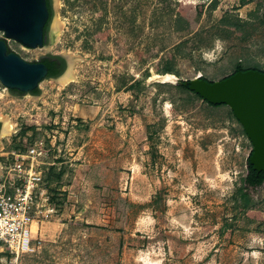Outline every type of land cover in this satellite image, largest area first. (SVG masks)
<instances>
[{
    "label": "rangeland",
    "instance_id": "1",
    "mask_svg": "<svg viewBox=\"0 0 264 264\" xmlns=\"http://www.w3.org/2000/svg\"><path fill=\"white\" fill-rule=\"evenodd\" d=\"M51 5V48L6 45L27 62L75 58L74 79L36 95L0 84V163L43 142L63 171L47 184L56 213L34 224V252L0 264H264V183L240 199L251 144L227 106L176 87L238 63L264 72V0Z\"/></svg>",
    "mask_w": 264,
    "mask_h": 264
},
{
    "label": "water",
    "instance_id": "2",
    "mask_svg": "<svg viewBox=\"0 0 264 264\" xmlns=\"http://www.w3.org/2000/svg\"><path fill=\"white\" fill-rule=\"evenodd\" d=\"M49 21L46 0H0V84L7 90L29 94L47 79V68L39 62H27L8 50L6 40L27 49H39L45 42L44 27ZM57 32L49 31L48 47L55 43ZM65 70L54 81L71 75L75 58L60 55ZM190 92L213 106H227L242 127L252 147L249 163L256 172H264V73L238 71L216 82L200 77L183 81ZM3 127V126H2ZM0 127V132L2 131Z\"/></svg>",
    "mask_w": 264,
    "mask_h": 264
},
{
    "label": "built area",
    "instance_id": "3",
    "mask_svg": "<svg viewBox=\"0 0 264 264\" xmlns=\"http://www.w3.org/2000/svg\"><path fill=\"white\" fill-rule=\"evenodd\" d=\"M49 150L35 141L24 152L12 151L0 163V253L16 262L36 250L33 226L56 213L45 175Z\"/></svg>",
    "mask_w": 264,
    "mask_h": 264
},
{
    "label": "trees",
    "instance_id": "4",
    "mask_svg": "<svg viewBox=\"0 0 264 264\" xmlns=\"http://www.w3.org/2000/svg\"><path fill=\"white\" fill-rule=\"evenodd\" d=\"M46 5H47V9H48V11H49V21H50V19H51V17H52V5H51V0H46ZM195 8H198V10H197V14L200 15V14H201V11H202V8H203V5H197ZM262 18H263V21H264V10H263ZM49 21H48V22H49ZM47 25H48V23H47ZM47 25H46V26H47ZM59 57H60V56H59ZM59 57H58V58H59ZM59 59H60V58H59ZM45 65H46V67H47V69H48V77H53V78H54V77H57V76L60 75V72L57 73V72L54 70V67H53V65H52L50 62H47V61H46V62H45ZM248 70H256V71L263 72V71H261V70H259V69H257V68H244L240 63H238V64L235 66L234 71L232 72V74H230L229 76L235 74V73L238 72V71H248ZM163 73H164V74H172V70H171L170 67H165V68L163 69ZM263 73H264V72H263ZM229 76H226V77H224L223 79H226V78L229 77ZM200 78H201V79H204V80H206V81H209V80L205 79L204 77H200ZM210 82H212V81H210ZM138 84H139V82H135L134 85L131 86V88H133L134 86H136V85H138ZM176 87H177L178 89L182 90V91H186V92H188L189 94L193 95L195 98L199 99L200 101H202L204 104H206V105L209 106V107H212V108H219V107L223 106V105L213 106V105L208 104L207 102L203 101V100H202L197 94H195V93H193V92H190V91L188 90V88L185 87V86L183 85V82H182V81H180V82L176 85ZM230 113H231V116L234 118V116H233V114H232L231 111H230ZM237 123H238V122H237ZM238 124H239V123H238ZM32 129H33L32 127H31V128H24V129L22 130L21 134L24 136V135L26 134V131H27V130H32ZM241 132H242L243 135H245V133H244L242 127H241ZM245 136H246V135H245ZM14 148H15V150H19V151H21V152H24V149H20L19 147H14ZM251 154H252V150H250V152H249V154H248V156H247V159H246L247 173H246V176H245V178H244L243 188L240 189V199H241V202H243L245 205L248 204L249 200H248V195H247L246 193H244L243 190H244V189H251V190H254V189H256V188L261 187V186L263 185V183H264V172H259V173H258V172H256V171H254L253 168H252V166H251L250 163H249V158H250ZM62 175H63V171H60L59 173H55V171H54V167H49V168H48V172H47L46 175H45V178H46V181L49 183V182L52 181V180L58 181V180L61 178ZM51 201L53 202L54 200L51 198ZM2 254H3V253H0V255H2ZM6 254L8 255V253H6Z\"/></svg>",
    "mask_w": 264,
    "mask_h": 264
},
{
    "label": "flooded vegetation",
    "instance_id": "5",
    "mask_svg": "<svg viewBox=\"0 0 264 264\" xmlns=\"http://www.w3.org/2000/svg\"><path fill=\"white\" fill-rule=\"evenodd\" d=\"M47 25V24H46ZM47 26L44 27V37H45V42L43 44V47H48V42H49V32L47 30ZM20 45V44H19ZM22 46V45H20ZM23 47V46H22ZM42 47V48H43ZM25 48V47H24ZM27 49V48H26ZM41 49V48H39ZM9 50V49H8ZM29 50H32V49H29ZM10 51V50H9ZM59 55H55L53 54L51 51L49 50H45L43 55L40 56V58L37 60V61H34V62H39V63H42L45 65V62H50L53 67H54V70L58 73L60 72V74L65 70L66 68V61L62 58V57H59ZM46 66V65H45ZM47 68V67H46ZM48 71V69H47ZM55 78V77H54ZM47 79H53V77H48V72H47ZM38 89L34 90L33 92H31L30 94L32 95H36L38 93L37 91ZM12 93L14 94H18V95H21L22 93H19V92H16V91H11ZM23 95V94H22Z\"/></svg>",
    "mask_w": 264,
    "mask_h": 264
},
{
    "label": "bare ground",
    "instance_id": "6",
    "mask_svg": "<svg viewBox=\"0 0 264 264\" xmlns=\"http://www.w3.org/2000/svg\"><path fill=\"white\" fill-rule=\"evenodd\" d=\"M73 79H74V76L71 74V75L65 77L64 79H61L59 83H60L61 85H66V84H68L69 82H72ZM5 128H6V129H5V134L8 135V134L11 132V127H10V125H8L7 122H6V126H5Z\"/></svg>",
    "mask_w": 264,
    "mask_h": 264
}]
</instances>
